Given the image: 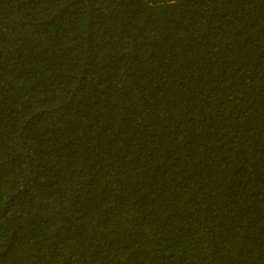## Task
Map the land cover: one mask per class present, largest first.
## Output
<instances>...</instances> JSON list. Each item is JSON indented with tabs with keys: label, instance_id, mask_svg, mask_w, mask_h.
<instances>
[{
	"label": "trees",
	"instance_id": "trees-1",
	"mask_svg": "<svg viewBox=\"0 0 264 264\" xmlns=\"http://www.w3.org/2000/svg\"><path fill=\"white\" fill-rule=\"evenodd\" d=\"M0 264H264V0H0Z\"/></svg>",
	"mask_w": 264,
	"mask_h": 264
}]
</instances>
